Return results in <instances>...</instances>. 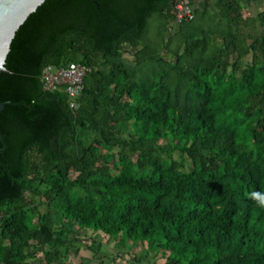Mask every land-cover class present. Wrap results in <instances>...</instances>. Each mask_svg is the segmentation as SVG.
<instances>
[{"label": "trees", "instance_id": "obj_1", "mask_svg": "<svg viewBox=\"0 0 264 264\" xmlns=\"http://www.w3.org/2000/svg\"><path fill=\"white\" fill-rule=\"evenodd\" d=\"M94 1L45 0L11 42L0 264H115L111 241L126 264H264V0H188L180 24L178 0ZM70 63L79 96L44 91Z\"/></svg>", "mask_w": 264, "mask_h": 264}, {"label": "built area", "instance_id": "obj_2", "mask_svg": "<svg viewBox=\"0 0 264 264\" xmlns=\"http://www.w3.org/2000/svg\"><path fill=\"white\" fill-rule=\"evenodd\" d=\"M175 23L190 22L194 15L188 0H178L174 5ZM87 69L77 64L70 63L62 68L46 66L42 71L43 90L54 92L62 89L70 100L77 98L82 90L83 78ZM73 102L71 107H73Z\"/></svg>", "mask_w": 264, "mask_h": 264}, {"label": "water", "instance_id": "obj_3", "mask_svg": "<svg viewBox=\"0 0 264 264\" xmlns=\"http://www.w3.org/2000/svg\"><path fill=\"white\" fill-rule=\"evenodd\" d=\"M45 0H0V73L16 31ZM95 3L94 0H91ZM98 7V5L95 3ZM3 104L0 103V112Z\"/></svg>", "mask_w": 264, "mask_h": 264}, {"label": "rangeland", "instance_id": "obj_4", "mask_svg": "<svg viewBox=\"0 0 264 264\" xmlns=\"http://www.w3.org/2000/svg\"><path fill=\"white\" fill-rule=\"evenodd\" d=\"M196 1H198V0H196ZM206 1L207 0H199L200 6L206 5ZM259 10L260 9H258V11ZM258 11H257V9H255L254 12L253 11H250V12L245 11V15L254 16L255 13ZM152 27L155 28V24H152V26H151V29L153 30ZM125 58H127L129 60V58L127 56H125ZM82 233H84V232H82ZM96 235H97L96 236L97 240L103 241L104 238L101 234H96ZM104 243H106L105 240H104ZM102 252L107 257L111 256L113 259L116 258L115 264H126V262L129 259L128 256H126V254L122 250V248L118 247L117 244L115 242H112V241L104 244V246L102 248ZM117 254H119V256ZM79 256L82 258H85V259H89V260L92 259V254L89 251H87L84 246L81 247ZM158 256H159V254H157L155 256V258H157ZM33 262L34 261H32L31 264H37V262H34V263ZM73 262H74L73 258L69 257L68 264H72ZM95 264H97V263L95 262Z\"/></svg>", "mask_w": 264, "mask_h": 264}, {"label": "crops", "instance_id": "obj_5", "mask_svg": "<svg viewBox=\"0 0 264 264\" xmlns=\"http://www.w3.org/2000/svg\"><path fill=\"white\" fill-rule=\"evenodd\" d=\"M211 1H213V0H207L206 1V5H202V6H200V2H199V0L198 1H196V0H194V2H195V4L197 5V7H204V6H207V5H209L210 3H211ZM253 6H255V8L254 7H247V9H246V11H253L254 12V10L255 9H257V11H258V9H259V6H261V4H259V3H257V4H254ZM257 7V8H256Z\"/></svg>", "mask_w": 264, "mask_h": 264}]
</instances>
